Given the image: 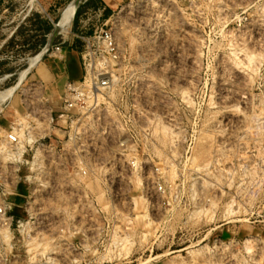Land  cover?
I'll list each match as a JSON object with an SVG mask.
<instances>
[{"label": "rangeland", "instance_id": "rangeland-1", "mask_svg": "<svg viewBox=\"0 0 264 264\" xmlns=\"http://www.w3.org/2000/svg\"><path fill=\"white\" fill-rule=\"evenodd\" d=\"M73 1L0 0V264H264V0L117 7L71 128Z\"/></svg>", "mask_w": 264, "mask_h": 264}, {"label": "built area", "instance_id": "built-area-1", "mask_svg": "<svg viewBox=\"0 0 264 264\" xmlns=\"http://www.w3.org/2000/svg\"><path fill=\"white\" fill-rule=\"evenodd\" d=\"M92 17H95L98 23L100 22L94 26L92 33H79L76 35L77 40L80 41L83 47L81 53L83 61L82 81L78 83L69 82L65 91V115L63 114L61 117L65 118L66 123H70L71 128L73 125L76 126L77 122L83 123L87 118L86 114L95 109L99 93L105 94L110 89V77L105 70L98 67V61L106 55L113 56L116 54V39L112 30L106 28V22L101 21V16L98 13L88 16L87 21H90ZM50 50L60 54L62 47L52 44ZM76 117L78 118L75 119ZM77 131L76 133H79ZM8 138L13 143H17L19 139L16 134H11ZM0 214H5L4 208H0Z\"/></svg>", "mask_w": 264, "mask_h": 264}, {"label": "crops", "instance_id": "crops-1", "mask_svg": "<svg viewBox=\"0 0 264 264\" xmlns=\"http://www.w3.org/2000/svg\"><path fill=\"white\" fill-rule=\"evenodd\" d=\"M127 1L129 0H83L77 9L72 27L74 39H77L76 35L79 33H87L85 32V29L88 22V16L98 13L101 16L102 21L106 20L117 7ZM90 33H92V31L88 32V34Z\"/></svg>", "mask_w": 264, "mask_h": 264}, {"label": "bare ground", "instance_id": "bare-ground-1", "mask_svg": "<svg viewBox=\"0 0 264 264\" xmlns=\"http://www.w3.org/2000/svg\"><path fill=\"white\" fill-rule=\"evenodd\" d=\"M78 3H79V1L77 0V1H73V3H71V4H69L68 5V7H67V9H66V12H65V18H64V22H63V24L66 26V28H65V30H68V28H67V26H70V24H71V21H72V18H73V15H74V12H75V10L77 9V7H78ZM63 25V26H64ZM56 27H59V26H56ZM63 29V28H62ZM64 30V29H63ZM57 31H58V33L60 32V31H62L61 30V27L60 28H57ZM68 32V31H67ZM60 33H62V32H60ZM53 34L50 36V38H49V42H48V45H47V47H45L44 48V50L42 51V52H40L39 53V55L37 54V56H35V58L33 59V61H36L37 62V60L40 58V56H42V55H44V53L46 52V50L47 49H49L48 47L50 46V44H51V42H52V40H53ZM34 63V62H33ZM32 65V64H31ZM34 65V64H33Z\"/></svg>", "mask_w": 264, "mask_h": 264}]
</instances>
